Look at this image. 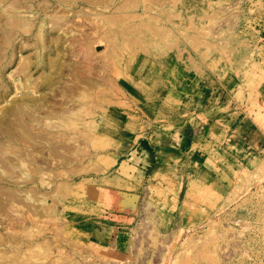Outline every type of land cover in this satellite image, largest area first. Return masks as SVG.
Here are the masks:
<instances>
[{"label":"rangeland","instance_id":"obj_1","mask_svg":"<svg viewBox=\"0 0 264 264\" xmlns=\"http://www.w3.org/2000/svg\"><path fill=\"white\" fill-rule=\"evenodd\" d=\"M0 264H264V0H0Z\"/></svg>","mask_w":264,"mask_h":264},{"label":"crops","instance_id":"obj_2","mask_svg":"<svg viewBox=\"0 0 264 264\" xmlns=\"http://www.w3.org/2000/svg\"><path fill=\"white\" fill-rule=\"evenodd\" d=\"M216 81H218L217 85L210 88L208 86L203 88V93L207 95L204 105L211 106L212 108L210 111H214L216 108H218V106H220L223 111L212 117L213 123L218 126L227 125L229 127V134H232L233 131L238 134V131L236 130L239 124L238 117L236 116V103L231 98L232 96L230 95L229 89L226 86V81H221L218 79H216ZM190 129L191 126L187 127L183 131L178 130L175 132V129H171L168 133H166L167 141L163 145L159 146L160 148L158 149L157 156L159 153H164L167 156L172 154L169 150V147L173 148L172 150H178L179 152H182L183 148L187 147V144H191V137L189 134L190 132L187 133ZM237 134L236 136H238ZM190 144L188 148L190 147ZM162 157L164 156H158V158Z\"/></svg>","mask_w":264,"mask_h":264}]
</instances>
